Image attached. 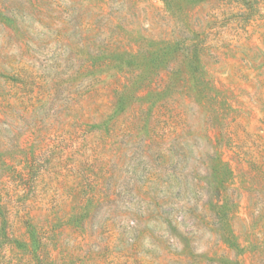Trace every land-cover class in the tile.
<instances>
[{
  "label": "rangeland",
  "instance_id": "374dc122",
  "mask_svg": "<svg viewBox=\"0 0 264 264\" xmlns=\"http://www.w3.org/2000/svg\"><path fill=\"white\" fill-rule=\"evenodd\" d=\"M0 197V264H264V0H0Z\"/></svg>",
  "mask_w": 264,
  "mask_h": 264
},
{
  "label": "trees",
  "instance_id": "16d2710c",
  "mask_svg": "<svg viewBox=\"0 0 264 264\" xmlns=\"http://www.w3.org/2000/svg\"><path fill=\"white\" fill-rule=\"evenodd\" d=\"M8 214H9V212H7L3 202L1 200V197H0V225L3 222H4L3 224H5L6 221H8L7 220ZM24 217L25 216H20V219L23 218L24 225L26 227V231H27V235H28V240H26V241H27L28 245L22 244V245H25L23 250L27 254H31L33 257L36 256L38 258L41 251L44 248V243H43L42 238H41V233L38 230V227L36 226L35 223L31 224L30 220H24L25 219ZM16 242L17 241H15V243Z\"/></svg>",
  "mask_w": 264,
  "mask_h": 264
}]
</instances>
